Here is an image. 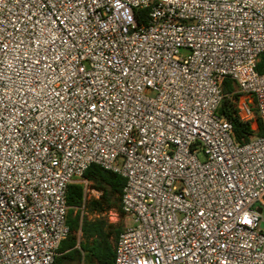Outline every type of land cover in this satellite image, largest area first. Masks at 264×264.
I'll use <instances>...</instances> for the list:
<instances>
[{"label": "built area", "instance_id": "obj_1", "mask_svg": "<svg viewBox=\"0 0 264 264\" xmlns=\"http://www.w3.org/2000/svg\"><path fill=\"white\" fill-rule=\"evenodd\" d=\"M262 53L264 0H0V264H56L93 163L126 179L114 264H264V132L219 112L264 126Z\"/></svg>", "mask_w": 264, "mask_h": 264}, {"label": "trees", "instance_id": "obj_2", "mask_svg": "<svg viewBox=\"0 0 264 264\" xmlns=\"http://www.w3.org/2000/svg\"><path fill=\"white\" fill-rule=\"evenodd\" d=\"M147 8L137 12L138 21L143 23L147 18ZM257 70L264 71V53L257 63ZM234 90L233 81L226 78L223 82L224 93ZM233 96L225 95L219 112L232 123L234 139L243 144L256 135L264 132V126L258 119L255 130L251 122L243 121L237 114ZM84 178L92 188L100 191L99 197L84 199V186L79 182H71L67 187L66 202L68 205L67 224L70 232L59 246L56 264H114L115 243L124 228L123 225L110 222L104 213L115 209L119 214L122 210V193L126 183L125 177L106 169L99 164H91L84 172ZM93 214V216H89ZM79 232L81 235L79 236Z\"/></svg>", "mask_w": 264, "mask_h": 264}, {"label": "crops", "instance_id": "obj_3", "mask_svg": "<svg viewBox=\"0 0 264 264\" xmlns=\"http://www.w3.org/2000/svg\"><path fill=\"white\" fill-rule=\"evenodd\" d=\"M73 182H79V183H82L83 184V186H84V199H86V200H88V199H91L92 197H99V195H100V191H98L97 189H95V188H92L91 186H90V182L86 179V178H76ZM97 193V195L96 194H94V195H91V193ZM88 193H89V195H88ZM89 216H93V214H91V215H89ZM79 236L81 235V233L79 232V234H78ZM73 263H75V262H72V263H70V264H73ZM77 263V262H76ZM82 263V262H81ZM78 264V263H77Z\"/></svg>", "mask_w": 264, "mask_h": 264}, {"label": "rangeland", "instance_id": "obj_4", "mask_svg": "<svg viewBox=\"0 0 264 264\" xmlns=\"http://www.w3.org/2000/svg\"><path fill=\"white\" fill-rule=\"evenodd\" d=\"M252 124H253L254 129L257 130V128H258L257 127V122L254 121ZM94 194L97 195L96 192L95 193H93V192L91 193V195H94ZM88 195H89V193H88ZM107 219L110 222H112V223H117L119 225H123V227L130 222V218H127L124 214L123 215L122 214L118 215L117 213H109ZM73 264H77V263L75 262Z\"/></svg>", "mask_w": 264, "mask_h": 264}, {"label": "water", "instance_id": "obj_5", "mask_svg": "<svg viewBox=\"0 0 264 264\" xmlns=\"http://www.w3.org/2000/svg\"><path fill=\"white\" fill-rule=\"evenodd\" d=\"M258 211H259V212L261 211V208H260V207L258 208Z\"/></svg>", "mask_w": 264, "mask_h": 264}]
</instances>
